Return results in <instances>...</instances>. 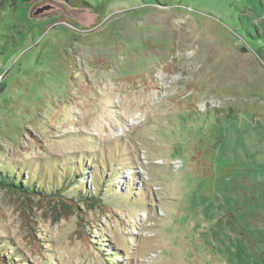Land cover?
Masks as SVG:
<instances>
[{"label": "rangeland", "instance_id": "rangeland-1", "mask_svg": "<svg viewBox=\"0 0 264 264\" xmlns=\"http://www.w3.org/2000/svg\"><path fill=\"white\" fill-rule=\"evenodd\" d=\"M77 1L0 0V264H264V0Z\"/></svg>", "mask_w": 264, "mask_h": 264}, {"label": "trees", "instance_id": "trees-1", "mask_svg": "<svg viewBox=\"0 0 264 264\" xmlns=\"http://www.w3.org/2000/svg\"><path fill=\"white\" fill-rule=\"evenodd\" d=\"M77 3L79 4V5H77L78 8L85 7V6L89 7V4L85 1H79L78 0ZM72 6L76 7V5H72ZM81 176H82V173L79 172L77 179L79 180ZM32 186L34 187V185H32ZM32 186H28V187L21 186L20 179L17 182H14L13 180H8L6 175H3V177H0V190H4L6 192L18 194V196L22 197V198H28L30 194L31 195L38 194V196H41L40 192L36 193L35 191H33ZM48 197H61V195H60V192H57V194L53 193L52 195H49V196L45 195V198H48ZM91 197H92L91 194L86 195L85 192L82 189H80L79 192L75 195V198L70 197L68 199L69 200L68 204H65L64 200H62V199L54 200V199L50 198L47 200L44 197H43V199L46 200V202L50 201V200L56 201V203L60 202L62 204L63 208L69 209V207H70L72 210H74V208L79 205L78 202L88 203V201H89V203L90 202L95 203V202L99 201V199L96 195L93 196V198H91ZM75 204H76V206H73Z\"/></svg>", "mask_w": 264, "mask_h": 264}]
</instances>
